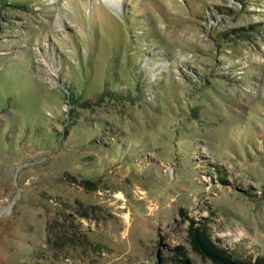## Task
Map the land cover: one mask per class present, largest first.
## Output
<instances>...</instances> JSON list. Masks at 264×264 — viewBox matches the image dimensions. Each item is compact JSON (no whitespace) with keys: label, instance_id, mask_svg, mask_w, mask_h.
<instances>
[{"label":"rangeland","instance_id":"obj_1","mask_svg":"<svg viewBox=\"0 0 264 264\" xmlns=\"http://www.w3.org/2000/svg\"><path fill=\"white\" fill-rule=\"evenodd\" d=\"M188 218L264 264V0H0V264H219Z\"/></svg>","mask_w":264,"mask_h":264},{"label":"trees","instance_id":"obj_2","mask_svg":"<svg viewBox=\"0 0 264 264\" xmlns=\"http://www.w3.org/2000/svg\"><path fill=\"white\" fill-rule=\"evenodd\" d=\"M234 30L237 31L239 29ZM179 210L182 212V208H179ZM188 220L186 226L187 241L191 249L200 257L208 258L219 264H263V257L261 255L247 258L235 255L231 250L222 246L219 239L211 237L202 223L197 222L193 218H188ZM174 249L179 254L184 253V246L182 244H177ZM181 259L185 260L184 257Z\"/></svg>","mask_w":264,"mask_h":264}]
</instances>
